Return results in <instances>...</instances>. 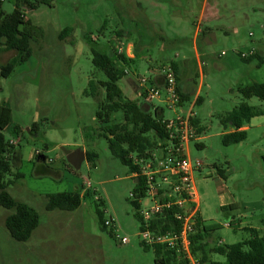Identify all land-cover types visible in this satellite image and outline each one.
<instances>
[{"label": "rangeland", "instance_id": "374dc122", "mask_svg": "<svg viewBox=\"0 0 264 264\" xmlns=\"http://www.w3.org/2000/svg\"><path fill=\"white\" fill-rule=\"evenodd\" d=\"M0 9L11 14L14 1L4 0ZM25 20L40 34L30 44V57L8 78H0V122L7 116L4 139L20 148L21 163L12 175L18 170L23 176L6 192L31 207L39 225L27 242H16L4 227L12 212L0 207V264H154L152 249L141 246L139 223L128 202L134 188L131 175L102 137L85 136L92 137L97 129L95 115L103 99L102 89L97 98L86 94L88 83L106 81L85 40L104 53L121 47L126 55L127 47H133V61L117 87L134 102L141 101L137 78L150 77L170 62L184 64L182 80L189 92L184 111L191 110L203 130L185 147L186 158L194 167L191 186L200 214L217 228L211 245L244 242L250 238L247 228L264 237V117L246 124L244 142L221 144L222 134L233 130L221 123L228 113L242 103L264 111L263 101L244 100L240 93L264 83V62L257 67V62L239 59L256 53L264 60V0H52L50 7L26 12ZM66 29L69 35L60 39ZM15 55L0 53V67ZM197 90L201 102L194 104ZM151 105L162 110L164 120L180 114L167 107L164 94ZM33 127L37 135L30 134ZM62 148L94 152L97 160L94 166L84 161L78 171L65 168ZM37 153L45 158L43 173L32 164ZM154 164L160 168V162ZM76 189L83 196L76 211L45 210L47 196ZM98 199L113 237L97 224ZM122 238L126 245L120 244ZM210 260L226 264L219 255Z\"/></svg>", "mask_w": 264, "mask_h": 264}, {"label": "trees", "instance_id": "16d2710c", "mask_svg": "<svg viewBox=\"0 0 264 264\" xmlns=\"http://www.w3.org/2000/svg\"><path fill=\"white\" fill-rule=\"evenodd\" d=\"M14 9L11 14L4 15L0 9V53L14 51L16 55L5 65L0 67V78H8L14 69L25 62L31 55V42L39 35V31L25 20L26 12L34 11L38 6H51L52 0H13ZM4 0H0V7ZM70 30L66 29L63 35H69ZM86 45L93 56V65L101 71L105 78V82H95L93 79L89 81L86 94L90 97L97 98L100 90H103V99L98 104V111L95 115L97 129L94 135L86 134L85 136L92 140L93 138L102 137L107 145V149L112 157H114L121 166L125 167L130 175H137L134 178V188L131 197L128 199L129 205L134 211V217L139 223V232L143 231L142 218L139 215L141 209V201L146 198L147 187L145 179L139 176V162L152 160L155 152L163 154L167 147V132L164 127L163 112L160 108H155L151 104L145 103L144 94L139 97L141 101L134 102L124 98L122 92L117 87L118 81L126 76L125 67L129 66L133 59H128L125 55H118L114 48L108 53L95 49L90 40H85ZM239 59L243 64L257 62V67L264 62L256 53L248 54ZM168 66L175 75L176 83L178 82L177 66L170 62ZM177 92L180 98L179 106L184 110L183 104L189 100L188 96ZM244 100L256 98L264 102V83L253 84L240 91ZM201 102L198 97L195 104ZM120 114L117 119L114 116ZM264 116V111L248 106L246 103L240 104L236 109L226 115L221 120L224 129L228 127L234 131L221 136V144L224 147L238 145L246 140V132L242 128L253 118ZM8 124L7 116L2 118L0 122V207L6 211L12 212L4 220V227L9 236L16 242H27L33 232L39 225L38 214L28 205L16 202L7 192V186L13 182L21 180L22 174L16 170L12 175V169H16V165L21 163L20 148L18 144H13L4 139L2 131ZM191 124L196 127V134L199 136L203 130L198 128V122L191 119ZM194 127V128H195ZM13 132L17 135L19 129L15 128ZM31 135H37L38 129L33 127L30 129ZM85 162L94 166L97 155L91 151H85ZM158 154V153H157ZM163 156V157H164ZM45 158L37 153L35 161L32 163L35 170L43 173L46 166L41 165ZM264 164V157H262ZM65 168L73 170L65 160H63ZM19 168V167H18ZM17 168V169H18ZM11 176L12 181L6 178ZM159 192L157 201L160 204L165 203L166 199L162 198ZM87 196L86 194L84 197ZM83 196L80 195L78 189L74 192L60 193L49 195L46 197L45 210L47 212L61 211L74 212L81 206ZM103 203L100 199L94 202V214L100 231L108 232L113 237V232L105 226V220L101 208ZM178 211L176 207L163 209L161 213L152 219L149 223L148 230L153 234H164L168 231L179 232L180 224L173 218ZM216 226L207 225L196 215V223L194 233L190 237L191 254L198 259L201 264H220L212 262L210 255L215 254L225 258L226 264H264V237H260L254 229H245L250 238L244 242L223 245L216 243L211 245V234L216 231ZM141 246H145L141 241ZM153 252V263L161 264H184L178 262L174 252L164 251L161 247L151 248Z\"/></svg>", "mask_w": 264, "mask_h": 264}, {"label": "built area", "instance_id": "2783aa9c", "mask_svg": "<svg viewBox=\"0 0 264 264\" xmlns=\"http://www.w3.org/2000/svg\"><path fill=\"white\" fill-rule=\"evenodd\" d=\"M115 51L118 55L123 52L121 47L116 48ZM241 57H245V55ZM136 82L138 95L144 94L145 103L151 104L153 99H158L164 94V102L167 107L180 111V114L174 119L163 122L168 138L167 147L164 148L165 156L158 151L152 155V160L139 162V176L145 179L147 187L146 198L141 201L139 211L143 223V231L139 232L140 241L149 248L158 246L164 251L174 252L178 262L201 264L191 254L190 237L194 233L197 212L193 206L195 196L191 186V173L194 167L186 158L185 148L197 139L195 128L191 124L193 114L191 110L188 112L181 110L175 75L169 66L163 67L150 77H139ZM154 162H160V168H157ZM201 166L202 164L197 162L195 169L199 170ZM133 176L137 177L136 174ZM161 190L163 191L162 198L166 199L163 204L157 201ZM171 207L178 209L173 218L180 224L179 232L151 233L148 230L150 221L157 217L163 209ZM105 226L111 227V222L106 221ZM229 226L230 224L225 227ZM127 243L125 238L120 240L121 245Z\"/></svg>", "mask_w": 264, "mask_h": 264}, {"label": "crops", "instance_id": "0c3cea01", "mask_svg": "<svg viewBox=\"0 0 264 264\" xmlns=\"http://www.w3.org/2000/svg\"><path fill=\"white\" fill-rule=\"evenodd\" d=\"M132 49H133V47H131V45H129L128 47H127V51H126V57L128 58V59H133V55H132ZM174 63V62H173ZM174 64H176V63H174ZM176 66H177V74H178V82H177V87H178V89H179V92L181 93V94H183V95H186V96H188V94H189V92H187V87L185 86V84H184V81L182 80V78L184 77L182 74H183V71H184V69H183V66H184V64H182V65H178V64H176ZM192 77V74L190 73L189 74V77ZM188 77V76H187ZM187 82L188 83H190V84H194V81L192 82V78H189L188 80H187ZM186 85H188V84H186ZM193 88H194V86L192 85V93L194 92L193 91ZM198 90L196 91V93H195V97H196V99L198 98ZM196 101V100H195ZM195 104V103H194ZM181 110H182V108H181ZM184 111V110H183ZM261 117H264V116H261ZM261 117H257V118H261ZM253 119H255V118H253ZM252 119V120H253ZM192 120H196L197 122H198V124H199V121L196 119V117H195V115H193V118H192ZM252 120H250L251 122H252ZM193 127H195V126H193ZM198 128H200V126L198 125ZM248 129V127L245 125L243 128H242V130H244L245 132H246V130ZM195 130H196V127H195ZM234 130H232L231 132H233ZM231 132H229V133H231ZM226 134V133H225ZM223 135V134H222ZM197 138H198V136H197ZM246 138H247V136H246ZM261 160H262V158H261ZM217 175L221 178V179H223V180H225V177L223 176V174H222V172L221 171H219V170H217ZM131 178L133 179V181H134V176L133 175H131ZM192 190H193V193H194V209H195V211L197 212V214L199 215V217L201 218V220L204 222V224H207V222L202 218V216H201V214H200V211H199V207H198V196L196 195V193L194 192V188L192 187ZM223 197V196H222ZM226 202V204L227 203H229L230 201L227 199V200H225ZM227 205H230V204H227ZM223 206H224V204H223ZM207 225H209V224H207ZM247 229H251V228H247Z\"/></svg>", "mask_w": 264, "mask_h": 264}, {"label": "water", "instance_id": "95a60500", "mask_svg": "<svg viewBox=\"0 0 264 264\" xmlns=\"http://www.w3.org/2000/svg\"><path fill=\"white\" fill-rule=\"evenodd\" d=\"M64 155L66 163L73 168L74 171L80 169L81 164L85 161V154L82 150L77 149L75 151H69L67 149H61Z\"/></svg>", "mask_w": 264, "mask_h": 264}]
</instances>
